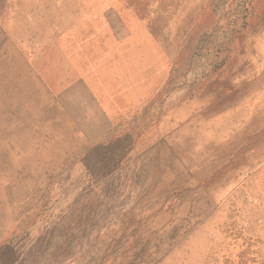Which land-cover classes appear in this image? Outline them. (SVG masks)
<instances>
[{
  "label": "rangeland",
  "instance_id": "374dc122",
  "mask_svg": "<svg viewBox=\"0 0 264 264\" xmlns=\"http://www.w3.org/2000/svg\"><path fill=\"white\" fill-rule=\"evenodd\" d=\"M0 264H264V0H0Z\"/></svg>",
  "mask_w": 264,
  "mask_h": 264
},
{
  "label": "crops",
  "instance_id": "0c3cea01",
  "mask_svg": "<svg viewBox=\"0 0 264 264\" xmlns=\"http://www.w3.org/2000/svg\"><path fill=\"white\" fill-rule=\"evenodd\" d=\"M62 64H65V63L63 62ZM49 68L50 69L45 70V66H44V67H42L43 70L42 71H39L38 70L37 73H39L40 75H42L43 78L45 77V75H47V77H49V78L51 76L56 77L57 74L55 72V69H52L51 67H49ZM60 68L62 69V70H60L61 71V74H60V71L59 72L57 71V73L60 74L59 76H61L62 79H64V77H65V78H68L67 80L72 81L70 79H73L74 78V80H77V78H84V77L87 78V76H84L83 77V75H78L77 73H75L74 70L72 69V67H70V65H67V66L66 65H61ZM83 80H85V79H83Z\"/></svg>",
  "mask_w": 264,
  "mask_h": 264
},
{
  "label": "bare ground",
  "instance_id": "6f19581e",
  "mask_svg": "<svg viewBox=\"0 0 264 264\" xmlns=\"http://www.w3.org/2000/svg\"><path fill=\"white\" fill-rule=\"evenodd\" d=\"M92 69H93V68H92ZM91 72H92V71H91ZM83 73H84V72H83ZM87 78H88V77H87ZM88 79H89V78H88ZM91 79H92V78H91ZM120 87H121V86H120ZM102 88H103V87H102ZM124 88H125V87H124ZM92 89H93V88H92ZM100 97H101V96H100ZM102 100H103V99H102ZM102 100H101V101H102ZM106 101H107V100H106ZM107 103H108V102H107ZM108 104H109V103H108ZM107 107H108V106H107ZM107 107H106V108H107Z\"/></svg>",
  "mask_w": 264,
  "mask_h": 264
}]
</instances>
